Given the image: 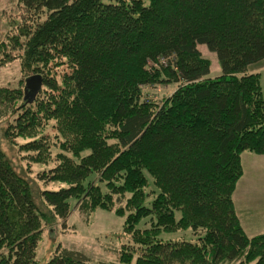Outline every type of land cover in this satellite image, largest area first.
<instances>
[{"label":"trees","instance_id":"obj_1","mask_svg":"<svg viewBox=\"0 0 264 264\" xmlns=\"http://www.w3.org/2000/svg\"><path fill=\"white\" fill-rule=\"evenodd\" d=\"M17 5L0 65L17 59L42 86L30 103L22 88L0 86L4 136L27 138L19 149L31 162H55L38 174L65 184L41 191L53 218L65 219L72 199L82 213L117 204L133 242L97 262L58 245L45 264H264V232L246 235L233 203L241 154H264L262 72L251 69L264 60V0ZM198 44L216 53L220 75L208 76ZM156 83L177 86L160 102L142 99ZM51 120L55 141L44 133ZM147 216L150 226L136 228ZM42 225L28 182L0 150V264H35ZM187 229L196 241L158 238Z\"/></svg>","mask_w":264,"mask_h":264},{"label":"rangeland","instance_id":"obj_2","mask_svg":"<svg viewBox=\"0 0 264 264\" xmlns=\"http://www.w3.org/2000/svg\"><path fill=\"white\" fill-rule=\"evenodd\" d=\"M19 14L20 11L17 5V0H0V44L6 40V36L9 32L8 30L13 24L12 22H15L18 19ZM198 49L201 51L202 55L208 58L211 62L208 76L215 77L220 75L222 70L216 53L209 50L205 44H198ZM263 67L264 60L262 63L251 67V69L262 72L260 86L262 97L264 99ZM64 68L65 67L62 66L55 70L61 74V71H63ZM26 77L27 75L21 72L19 61L17 59L0 65V86L2 87H20L23 90ZM58 80H60L59 77ZM176 86L175 83L146 84L142 86L141 97L145 100L150 99L152 101L160 102L162 99L169 96L175 90ZM8 120H10L9 117H4L0 120V150L5 154L12 169L28 182L32 199L36 205L38 213L41 215L43 223V228L36 246L35 264H45L58 245L83 252L90 259V262L115 261L118 257L119 250L122 249L123 245H133L130 235L124 232V223L127 212L119 215L116 214V204L111 210L96 208L88 213H82L78 210L76 201L72 199L70 200L71 210L69 215L65 219L53 218L50 207L42 198L41 191L44 189L56 190L59 187L65 186V184L56 181L44 183L43 180L38 177V174L41 171L54 166L55 162L53 160L47 164L31 162L28 159L29 152L19 149V145L27 141V138L16 137L14 143H12L4 136L3 131ZM47 124L44 133L51 137V141H55L54 136L57 133L55 129L51 127L53 126V121L51 120ZM57 150L56 147L52 148V156ZM86 153L87 151H84L81 155H85ZM251 154L260 155L259 160L261 162L258 160L249 162V160L245 158V177H249L246 181L250 182V185L253 186L255 197L258 199L260 198L261 200L260 196L263 193V189L260 176L264 172V154H255L253 152ZM74 158L78 161V158ZM252 175L260 176L258 179H254L251 178ZM149 182V187L146 188V190H153L154 187L151 183V179ZM152 198L153 197H149L148 201L150 202ZM124 203L123 199L121 204ZM175 213L176 217L179 216L178 211ZM259 222L264 224L261 218ZM149 226V216H147L136 223L135 227L146 228ZM263 232L264 231L259 233ZM158 238L161 240L185 239L188 241H196L197 235H195L191 229H187L176 230L173 232L163 231ZM136 256L137 251H134L132 261L135 260ZM223 264H236V262Z\"/></svg>","mask_w":264,"mask_h":264},{"label":"crops","instance_id":"obj_3","mask_svg":"<svg viewBox=\"0 0 264 264\" xmlns=\"http://www.w3.org/2000/svg\"><path fill=\"white\" fill-rule=\"evenodd\" d=\"M252 152L244 151L241 154L243 173L238 179L235 190L233 192V203L236 214L239 218L240 224L248 236L255 235L264 231V224L259 222L260 218L264 222V172L260 176L262 182L263 193L260 198L255 197V191L250 182L246 181L249 177H245L244 159L249 162L259 161L260 155L251 154ZM259 176H251V178L258 179Z\"/></svg>","mask_w":264,"mask_h":264},{"label":"water","instance_id":"obj_4","mask_svg":"<svg viewBox=\"0 0 264 264\" xmlns=\"http://www.w3.org/2000/svg\"><path fill=\"white\" fill-rule=\"evenodd\" d=\"M42 86V77L40 74H32L25 78V86L23 89V98L27 102H32L36 94Z\"/></svg>","mask_w":264,"mask_h":264}]
</instances>
